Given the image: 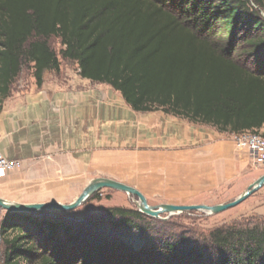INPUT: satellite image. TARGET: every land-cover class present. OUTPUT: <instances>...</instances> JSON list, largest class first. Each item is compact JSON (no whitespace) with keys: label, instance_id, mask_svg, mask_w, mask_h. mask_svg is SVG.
<instances>
[{"label":"trees","instance_id":"16d2710c","mask_svg":"<svg viewBox=\"0 0 264 264\" xmlns=\"http://www.w3.org/2000/svg\"><path fill=\"white\" fill-rule=\"evenodd\" d=\"M59 56L74 62L80 77L119 92L134 111L160 110L228 134L264 128V0H0V110L24 67L41 87L45 72L59 71ZM109 211L114 228H136L142 216ZM82 231L8 212L1 226L5 261L214 264L179 241L130 247L122 260L105 235ZM209 239L218 264H264V228L256 224L218 227Z\"/></svg>","mask_w":264,"mask_h":264},{"label":"crops","instance_id":"0c3cea01","mask_svg":"<svg viewBox=\"0 0 264 264\" xmlns=\"http://www.w3.org/2000/svg\"><path fill=\"white\" fill-rule=\"evenodd\" d=\"M107 87L78 76L12 90L0 110V151L18 164L0 180L26 194L42 195L45 188L54 194L52 188L85 186L97 174L143 194L152 187L150 182L160 180L170 193L184 194L212 189L218 186L217 172L233 175L236 165L246 163V153L244 158L232 141L212 138L204 143L187 120L160 110L134 111L122 97L109 98ZM145 117L155 123L144 130L170 136V150L140 149ZM189 143L196 147L194 159L188 154Z\"/></svg>","mask_w":264,"mask_h":264},{"label":"rangeland","instance_id":"374dc122","mask_svg":"<svg viewBox=\"0 0 264 264\" xmlns=\"http://www.w3.org/2000/svg\"><path fill=\"white\" fill-rule=\"evenodd\" d=\"M51 45L56 51H58L61 47L58 39L56 38L51 39ZM78 76L79 74L76 64L60 58L59 71L45 72L44 79L49 81L55 77H59L61 80H65L66 77L78 78ZM31 82H35L31 75V69L30 67H24L15 79L12 85V90L21 88L25 89ZM107 88L109 91V98H121L119 92H116L110 86ZM154 123V120L150 117H145L144 121L141 122L142 130L139 145L140 149L148 152L170 150L171 148L169 147V144H166V142H169L170 136L167 137L163 132L156 134L155 136L152 135L151 132L144 130L145 126L149 127L151 124L154 125ZM189 125L195 129L194 134L196 136L201 135L204 137V143L207 142V140H212V138L230 140L234 143L236 151L242 152L243 154L245 152L249 160L244 154L243 156L246 158V163L242 167H238L236 165L237 169L233 175L227 171L224 173L217 172L214 180L217 181L218 186L198 193H170L169 189L163 185L164 183L161 180L150 182L149 184L152 187H149V192L147 194H143L149 205H215L230 202L241 195L251 184L264 174V163L253 161L244 149L237 147L233 134L219 132L210 124L189 122ZM258 131L264 134V128ZM151 135L152 137H150ZM187 147V149H189V157L194 159L193 152L196 148L195 145H193V143H189ZM162 153L163 152H158L157 155H164V153ZM166 155L168 154L166 153ZM238 162L239 159L237 158V163ZM227 174H229V176ZM95 175L86 183V185L92 179L98 177L116 180L115 178L107 175ZM85 186H60L52 188L54 194L50 192L49 188H45L46 191L44 190L45 193L42 195H30L23 192L25 189L21 190L19 187L12 186L3 180H0V197L9 202L17 203L59 202L67 204L72 202L82 192ZM28 198L37 200L40 198L47 200L35 202L23 201ZM50 198L55 199L51 200ZM113 207L139 211V208L136 205V198L132 195L105 187L94 191L89 198L86 199V201L73 210H41L31 212L30 214L35 218H48L50 220H59L63 224H72L73 228L78 230L82 229L84 233L97 236L99 240H102V236L105 235L107 238L106 241H104L105 245L110 248L115 247L117 253L114 250L113 254L121 257L122 260L126 257V252L130 247L134 251L147 249L149 247L159 249L162 242L179 241L180 246L203 251L207 261H212L214 264H218L219 259H217V250L214 248L209 239L210 231L218 227H233L235 225L252 227L256 224L258 227L264 228V184L239 204L219 213H205L201 210H186L183 212H175L170 215L168 213H162L159 217H154L141 212V218L135 220L137 227L133 229H124L123 227L114 228L111 226V222L115 219V217L110 215L109 209ZM8 212L10 211L0 207V264H7L5 261V249L7 246L5 240L8 235L1 232V226L3 220L7 217ZM116 240H121L123 245L117 248L115 243H110V241L116 242ZM92 242L94 241L89 242L90 248L94 247ZM107 242L108 244H106ZM110 248L107 250L108 256H110V252L113 251ZM142 257L143 255H140L138 256V259L142 260ZM23 264L37 263L30 261Z\"/></svg>","mask_w":264,"mask_h":264},{"label":"water","instance_id":"95a60500","mask_svg":"<svg viewBox=\"0 0 264 264\" xmlns=\"http://www.w3.org/2000/svg\"><path fill=\"white\" fill-rule=\"evenodd\" d=\"M264 184V174H262L253 184H251L241 195L236 199L226 203H220L215 205L206 204H193V205H176V204H160L151 206L147 203V200L143 193L137 188L127 185L123 182L110 179V178H94L92 179L82 190V192L70 203L63 204L59 202H41V203H17L9 202L0 197V207L10 212H25L31 213L41 210H55V211H70L82 204L89 196L96 190L101 188H112L132 195L136 198V205L139 211L154 217H159L162 213H168L169 215L175 212H183L186 210H201L205 213H219L228 208H231L250 194L256 191Z\"/></svg>","mask_w":264,"mask_h":264},{"label":"built area","instance_id":"2783aa9c","mask_svg":"<svg viewBox=\"0 0 264 264\" xmlns=\"http://www.w3.org/2000/svg\"><path fill=\"white\" fill-rule=\"evenodd\" d=\"M233 135L237 147L244 149L253 161L264 163L263 133L257 130H247ZM17 164V161L5 157L0 151V177L14 169Z\"/></svg>","mask_w":264,"mask_h":264}]
</instances>
